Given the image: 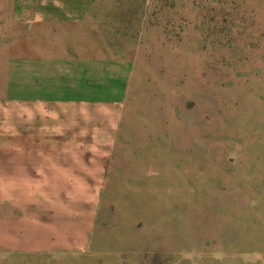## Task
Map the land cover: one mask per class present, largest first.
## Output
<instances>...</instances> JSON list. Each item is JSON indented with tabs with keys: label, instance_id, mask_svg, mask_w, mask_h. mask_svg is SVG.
<instances>
[{
	"label": "rangeland",
	"instance_id": "374dc122",
	"mask_svg": "<svg viewBox=\"0 0 264 264\" xmlns=\"http://www.w3.org/2000/svg\"><path fill=\"white\" fill-rule=\"evenodd\" d=\"M0 98V264H264V0H0Z\"/></svg>",
	"mask_w": 264,
	"mask_h": 264
},
{
	"label": "crops",
	"instance_id": "0c3cea01",
	"mask_svg": "<svg viewBox=\"0 0 264 264\" xmlns=\"http://www.w3.org/2000/svg\"><path fill=\"white\" fill-rule=\"evenodd\" d=\"M12 96H15V95L13 94ZM33 97H34L33 93H30V92L27 93V94L22 93V95L19 96V98L22 100V102H24V103L27 102L28 103L29 101H31L32 104H33L32 100L34 99ZM24 103H21V104L15 105V106L14 105L9 106L8 110H10L11 113H22L23 115H26L28 121H32V113H31L32 110L30 108H28L26 105H24ZM37 104H38L37 106L35 104V109L34 110H42L44 108V105L46 104V102H43V101L39 100V101H37ZM8 118L9 117H7V119L5 118L4 121H3V126H6V128L11 125V123H10ZM0 127H1V125H0ZM1 136L2 135L0 134V140H1ZM55 168L53 169V171L56 170ZM0 186H2L6 191L10 192V191H12V187L13 188L16 187V184H14L11 180L7 179L5 184L3 183V185H0ZM85 231H86L85 228H83L81 230H76V233L74 235L75 238L73 239L74 244L77 243V242H80L79 246H81V247L85 246V237H84L85 236L84 235ZM55 237L56 236L54 235V233L52 231H48L46 233V236H44L43 246H46L45 249L47 251H49V252H53V251L57 252V251H59V247H62V245L64 247H67V245L72 247V244L70 243V241L66 242V243H65V241L58 242V241H55L56 240ZM1 247L4 248L3 245H0V248Z\"/></svg>",
	"mask_w": 264,
	"mask_h": 264
}]
</instances>
